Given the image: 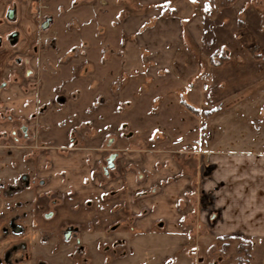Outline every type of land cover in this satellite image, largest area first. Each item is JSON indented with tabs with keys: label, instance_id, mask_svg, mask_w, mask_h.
I'll list each match as a JSON object with an SVG mask.
<instances>
[{
	"label": "rangeland",
	"instance_id": "obj_1",
	"mask_svg": "<svg viewBox=\"0 0 264 264\" xmlns=\"http://www.w3.org/2000/svg\"><path fill=\"white\" fill-rule=\"evenodd\" d=\"M12 1L19 8L12 26L20 30L21 47L37 49L31 48L32 87L24 91L8 82L0 93V264H244L246 240H216L212 226L201 220V214L206 216L199 211L196 194L190 209L178 205L181 233L156 228L139 236L133 232L134 218L127 215L124 190L107 185L126 168L119 154L129 136L144 143L171 142L167 147L181 156L192 145L173 141L199 133L262 137L264 34L258 33V22H264V0H207L222 12L224 23L211 27L203 42L206 75L187 83L138 70L124 75L120 60L106 45L111 16L103 13L109 4L104 0ZM124 3L132 11L138 1ZM247 4L259 15L258 22L248 23V33L241 18L249 14ZM47 18L48 27L37 29ZM3 49L9 53L15 48ZM229 57L236 64L228 63ZM9 66L14 69V61ZM204 86L208 93L202 92ZM217 92L225 114L222 123L208 126L210 109L205 107ZM243 114L244 120L237 117ZM21 121L27 135L18 128L11 134ZM111 153L117 154L115 165L105 174ZM56 158L69 160L66 172ZM70 171L75 173L67 175ZM67 176L76 186L93 185L94 190H62ZM69 227L77 231L66 234Z\"/></svg>",
	"mask_w": 264,
	"mask_h": 264
},
{
	"label": "crops",
	"instance_id": "obj_2",
	"mask_svg": "<svg viewBox=\"0 0 264 264\" xmlns=\"http://www.w3.org/2000/svg\"><path fill=\"white\" fill-rule=\"evenodd\" d=\"M104 1L109 4L103 13L105 17L111 16L106 21L110 27L105 36L106 45L110 53L115 52L120 60L124 75L134 70L147 75L161 73L165 78L181 83L206 75L208 54L203 49V42L208 40L207 34L211 32V27L217 29L224 23V15L218 12L215 4L207 0H136V9L129 11L125 0ZM11 3L12 0H6L0 4V32L11 23L10 17L5 14ZM248 5L246 8L250 9H246L249 10L247 18L244 20L241 17L247 33L251 24L258 22L255 18L259 16L252 8L253 4L252 7ZM245 14L239 13L241 16ZM260 22L258 33L263 36L264 22ZM251 37L255 40L256 35ZM8 54H0V79L7 80L8 77L4 76V71L7 72L5 69L13 59ZM226 59L228 63L236 64L234 59ZM9 77L11 80L12 76ZM209 90V87H202L203 93ZM219 94L217 92L215 98ZM214 100L207 101L208 106L205 107L206 110L210 109L209 116H205L208 117V126L210 122L222 123L225 114L222 101L218 98ZM242 116L244 114L237 117L243 119ZM245 118L248 122V118ZM237 128L242 126L238 125ZM199 134L173 141V144L192 145L182 151L186 153L184 156L176 154L181 153L176 149L167 147L171 142H153L150 139L144 143L143 138H135L134 135L124 138L122 144L125 145L120 148L122 152L119 157H124L123 165L126 168L122 170L123 173L120 171L116 180L110 181L108 189L124 190L127 215L134 218L136 231L133 232L139 236L150 234L156 228L166 233H181L178 205L182 202L184 207L190 209L196 194L201 211L202 203L213 193L214 213L211 217L204 212L207 219L202 216V211L198 212L201 220L204 219L205 223L208 221L212 226L216 240H246L248 264H264V132L262 137H213ZM131 143L135 145L134 149L129 147ZM145 144H150V147H139ZM85 156V153L81 155L80 160L84 162ZM54 160L63 172L67 171L69 160ZM74 173L70 171L67 175ZM64 182L62 190L71 187L81 192L93 187L91 185L84 189L82 184L78 187L75 185L76 180L68 176ZM199 199H203L201 204Z\"/></svg>",
	"mask_w": 264,
	"mask_h": 264
},
{
	"label": "flooded vegetation",
	"instance_id": "obj_3",
	"mask_svg": "<svg viewBox=\"0 0 264 264\" xmlns=\"http://www.w3.org/2000/svg\"><path fill=\"white\" fill-rule=\"evenodd\" d=\"M5 14L10 17V24L6 25L5 30L0 32V54H6L3 50V48L5 46H10L13 47L15 49H13V51L9 52V56H12V61H14V69L11 70V67L8 66L6 67V71H7V80L6 79H0V93L1 90L4 88L8 87V82L12 83V84H20V88H22L24 91H27V88H31V82L29 81V78L33 77V72H32V67L30 64V56L32 54L31 48L33 51H36V47L35 45H33L31 47V45L26 48L21 47L22 42H23V38L20 35V30L16 27V26H12V24H14V22L18 19L19 17V8L18 5L15 4L14 2L11 3L8 8L5 11ZM42 24L43 22L39 23V28L37 27V29L42 28ZM23 68V70L21 69ZM11 71V72H10ZM11 80H10V77ZM26 81L25 84H23V81ZM22 81V82H20ZM11 84V85H12ZM23 84V85H22ZM7 121H11V117L7 116ZM18 128L24 135H27V126L26 124H24L22 121L19 123V125H15L13 126V128L10 130L11 134L15 133V129ZM3 133H5L6 131H2ZM24 180V184L25 186L29 185V182L27 180V178H22ZM40 182H42V180H40ZM26 188V187H25ZM72 231H74V233L77 231V227H69V229L66 231V234L72 233Z\"/></svg>",
	"mask_w": 264,
	"mask_h": 264
},
{
	"label": "water",
	"instance_id": "obj_4",
	"mask_svg": "<svg viewBox=\"0 0 264 264\" xmlns=\"http://www.w3.org/2000/svg\"><path fill=\"white\" fill-rule=\"evenodd\" d=\"M51 20V18H47L43 24H42V27H48V24H49V21ZM111 140L109 139L108 142H110ZM117 154L116 153H111L109 154V156L107 157V160H106V166H104V172L107 173L108 172V169H111L114 167V160L116 158ZM51 216V213H47L46 214V217H50Z\"/></svg>",
	"mask_w": 264,
	"mask_h": 264
},
{
	"label": "built area",
	"instance_id": "obj_5",
	"mask_svg": "<svg viewBox=\"0 0 264 264\" xmlns=\"http://www.w3.org/2000/svg\"><path fill=\"white\" fill-rule=\"evenodd\" d=\"M202 209L203 211L208 214L209 216L212 217V214L214 213V208H215V196L214 194H210L208 199H206L203 203H202Z\"/></svg>",
	"mask_w": 264,
	"mask_h": 264
},
{
	"label": "trees",
	"instance_id": "obj_6",
	"mask_svg": "<svg viewBox=\"0 0 264 264\" xmlns=\"http://www.w3.org/2000/svg\"><path fill=\"white\" fill-rule=\"evenodd\" d=\"M244 254H245V261L243 263L248 264L249 251L247 248L244 250Z\"/></svg>",
	"mask_w": 264,
	"mask_h": 264
}]
</instances>
